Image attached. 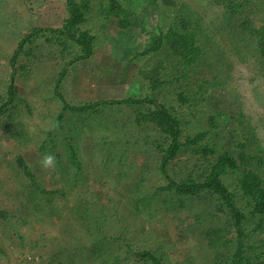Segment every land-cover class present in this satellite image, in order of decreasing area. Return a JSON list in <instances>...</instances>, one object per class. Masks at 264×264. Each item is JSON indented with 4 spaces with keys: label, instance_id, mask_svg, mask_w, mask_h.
<instances>
[{
    "label": "trees",
    "instance_id": "trees-1",
    "mask_svg": "<svg viewBox=\"0 0 264 264\" xmlns=\"http://www.w3.org/2000/svg\"><path fill=\"white\" fill-rule=\"evenodd\" d=\"M11 1L12 38L0 43V69L10 74L0 79V127L14 140L23 136L16 115L28 103L17 81L48 97L55 113L35 160L18 154L8 168L13 182L11 189L0 185V219L26 223L31 209L44 222L56 217L53 199L64 191L46 183L51 174L61 175L57 168L71 176L65 181L75 188L69 191L71 209L89 219L74 231L63 220L50 249L34 247L35 264H264V144L254 115L229 83L235 60L251 65V80L264 77V0H207L216 7L208 25L181 2L166 30L153 31L139 47L135 55H146L139 65L105 48L112 36L142 26L136 13L143 0ZM97 47L106 50L92 69L100 93L72 102L60 83L72 64L91 59ZM102 89L111 95L103 98ZM218 90L229 105H216ZM258 117L264 122V115ZM90 120L102 126L98 175L109 171L104 174L125 184V205L77 190L87 176L77 171L72 131L80 132L79 122L95 131ZM57 131L67 136L54 140ZM132 151L143 165L129 163ZM46 154L55 157V167L35 170ZM4 200L22 205L24 217ZM180 212L189 216L181 236L192 241L183 247L168 234L174 226L166 224ZM10 231L22 241L21 232ZM170 251H178L179 262Z\"/></svg>",
    "mask_w": 264,
    "mask_h": 264
},
{
    "label": "rangeland",
    "instance_id": "rangeland-1",
    "mask_svg": "<svg viewBox=\"0 0 264 264\" xmlns=\"http://www.w3.org/2000/svg\"><path fill=\"white\" fill-rule=\"evenodd\" d=\"M174 4H169L163 2V0H143L142 6L137 9L136 16L139 18L143 24L142 26H137L132 28L123 34H117L112 36L110 42H107L106 48L108 52L115 55L114 57L120 58L122 60H131L136 65L141 64L145 59L146 55H135L138 52L139 47H141L145 40L150 36L153 31L157 29L165 31L168 24L173 18L175 10L179 7L181 2L186 5V7L201 16L205 20V24H209V21L215 15L216 7L209 3L207 0H174ZM13 3L11 0H0V43L6 44L12 38L8 33L10 24L8 19H11L13 14L7 6ZM11 6V5H10ZM11 6V7H12ZM24 29H21L23 32ZM217 36L214 37V40ZM106 50L95 49L91 59L87 61H82L80 63L72 64L68 70L66 78L60 83V89L72 102H85L91 101L98 97L100 93V87L95 83V72L92 71L94 66L98 64L100 55ZM135 55V56H134ZM9 72L0 69V79L8 78ZM253 75L251 70V65L248 63H240L235 60L233 69L229 75V83L236 92L240 94V99L245 106V108L250 111L253 117V123L255 124V133L261 143L264 144V122L259 119L258 116L264 115V77H258L250 79ZM25 82H16L17 91L25 96L28 107L21 105L19 107V113L16 115L17 119L22 121V131L23 136L19 137L18 140L12 139L7 132L0 127V185L7 189H11L10 182L7 177L9 175L8 168H14V158L18 154H22L26 160H35L37 155V144L40 143L43 132L45 134V128L51 122L52 117L55 113V106L51 105L48 97H42L37 91L31 92L30 84ZM114 90V89H113ZM104 91V92H103ZM102 89L104 93L103 98L111 95V89ZM214 92V91H213ZM217 96L215 101L218 107H223L229 105L231 100L227 99L226 95H221L222 92L215 91ZM71 103V102H70ZM235 108L232 105L231 108ZM230 108V109H231ZM91 122V120H90ZM92 127L95 125L94 130H88L86 122L77 123V129L80 132L74 133L75 141L77 142V149L80 160L79 168L82 174L87 176V179L82 180L81 187L77 190L78 192L86 193L91 192L95 197V200H99L105 203H116L124 204V196L126 194L125 184L115 183L114 175L110 176L104 173H110L109 171H104L101 175H98L97 166L100 169V161L103 157L100 155L101 141L99 132L100 121L95 123L92 120ZM97 129V131H96ZM67 134L63 132L60 134L57 131L54 140L65 137ZM63 145H58L57 151H62ZM56 151V152H57ZM128 161L131 164L141 166L144 164V160L140 157L137 152H130ZM67 163V162H65ZM35 170L41 169V163H36L34 165ZM61 170V175L55 173L54 177L52 174L46 183V187L49 190L61 189L64 194L61 195L59 192L57 195L53 196V200L58 204L59 214L54 215L42 221L40 216L33 212L31 209V215L27 216L26 223H19L13 220L11 223L3 221L0 219V240L2 243L3 251L0 252V264H23L28 262V264H35L37 259V254L34 251L35 246L42 245L45 249H50L52 243H54L55 236H60L62 234V225L67 224L71 226L72 231L83 229L85 223H89V219L79 218L78 211L75 212L71 209L70 205L72 203L73 195L69 191L75 189L74 187H69L68 183L65 181L71 176H68L64 170L66 168H57ZM68 171H72L70 168ZM67 171V172H68ZM84 183V184H83ZM60 191V190H59ZM3 192V191H2ZM1 193V189H0ZM2 194V193H1ZM3 195V194H2ZM7 196L6 194H4ZM8 198V196H7ZM9 211L16 213V216L24 217V210L22 205L14 204L11 205L7 201L2 202ZM82 216L83 211L80 209ZM22 220L20 217H18ZM67 218V223L64 224L63 220ZM189 216L185 213H175L168 221L167 225H173V229L168 231L173 238L178 239V247H183L188 242L192 245V241H188L185 234L181 236L182 226L188 223ZM66 226V225H65ZM15 229L14 232H21L23 237L22 241L18 240L15 234H12L10 228ZM19 229V231H18ZM170 257L173 261H180L178 251H170ZM37 264H46L44 261H38Z\"/></svg>",
    "mask_w": 264,
    "mask_h": 264
},
{
    "label": "clouds",
    "instance_id": "clouds-1",
    "mask_svg": "<svg viewBox=\"0 0 264 264\" xmlns=\"http://www.w3.org/2000/svg\"><path fill=\"white\" fill-rule=\"evenodd\" d=\"M56 165L55 157L52 154H46L41 160V166L43 168H54Z\"/></svg>",
    "mask_w": 264,
    "mask_h": 264
}]
</instances>
